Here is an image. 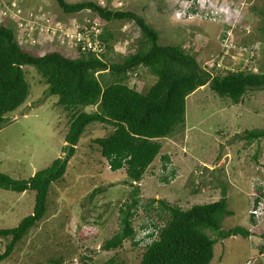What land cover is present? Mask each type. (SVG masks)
Masks as SVG:
<instances>
[{
  "label": "rangeland",
  "instance_id": "374dc122",
  "mask_svg": "<svg viewBox=\"0 0 264 264\" xmlns=\"http://www.w3.org/2000/svg\"><path fill=\"white\" fill-rule=\"evenodd\" d=\"M3 1L11 4L14 1L17 15L8 20L0 8V24L11 26L19 43L38 53L57 49L76 56L79 40L72 34L71 26L90 20L100 21L101 37L107 43L104 51L107 63L121 61L128 53L149 45L147 38L133 33L130 21L108 22L103 27L98 12L90 9L65 12L56 0H0V6ZM95 1L111 9L138 13L159 30V43H182L187 52L196 55L200 67H215L220 61L225 66L220 69L216 66V72L222 68L264 71V0H197L206 7H217L219 15L213 20H189L182 16L186 6L196 5V0ZM38 8L46 16L40 17ZM223 12H236L242 18L234 22ZM19 20L23 27L18 26ZM45 22L59 31L50 35L42 29ZM229 28L230 41L252 49V57L244 54L229 61L235 48L220 57V39ZM91 31L98 36L100 28ZM22 70L28 85L26 99L7 113L12 122L0 130V172L15 179L28 178L60 158L66 151L64 146L68 144L64 139L74 117L95 108L92 101L62 105L56 96L49 95L43 103L21 115L20 111L42 97L47 87L45 76L36 67L24 65ZM137 72L130 77V85L146 88L156 80L146 68L140 67ZM180 114H184L183 126L168 137L157 139L161 145L159 152L138 182L144 203L152 200L150 206L156 209L136 210L132 218L134 238L125 239L116 249L101 248L120 230L119 205L127 198L133 181L125 171L127 161L117 170H112L103 156L102 162L100 148L93 139L108 137L114 127L95 123L79 138L66 162L64 175L50 183L41 220L24 233L0 264H41L50 259L60 261L58 264H104L110 257L117 264H139L145 245L158 238L157 230L164 226L167 217L156 200L165 199L187 209L196 203L219 200L221 186L226 188L227 210L221 215L222 230L240 225L251 234L247 238L236 235L218 240L210 264H264V214L258 210L254 212L256 215L251 213L254 222L249 217L254 197L264 194V136L246 137V131H264V87L247 91L241 103L233 104L206 84L186 95ZM164 154L170 160L166 170L160 159ZM173 170L175 175L171 177ZM99 186L105 190L90 202L91 190ZM261 198L264 200V195ZM34 200L32 190L15 192L0 188V230L15 227L31 214ZM143 223L148 226L142 227ZM152 231L154 234L148 237ZM11 238L0 236V255ZM135 241L137 246L133 245ZM84 254L87 258L81 259Z\"/></svg>",
  "mask_w": 264,
  "mask_h": 264
},
{
  "label": "trees",
  "instance_id": "16d2710c",
  "mask_svg": "<svg viewBox=\"0 0 264 264\" xmlns=\"http://www.w3.org/2000/svg\"><path fill=\"white\" fill-rule=\"evenodd\" d=\"M56 1L65 12L90 9L98 12L107 22L130 21L133 33L138 32L147 38L149 45L146 49L128 53L121 61L107 63L105 54L97 58L80 51L72 57L57 49L38 53L24 48L14 30L0 24V130L12 122L7 113L15 110L26 99L28 85L22 70L24 65L36 67L45 76L47 87L42 97L20 111L21 115L43 103L49 95L56 96L57 102L62 105H84L91 101L95 104L90 112H79L74 117L64 139L71 145L70 155L65 161L62 162V156L55 158L49 167L25 179H15L0 172V188L15 192L32 190L35 193L32 213L23 217L15 227L0 230V236H12L0 260L7 257L24 233L43 217L49 185L64 175L66 162L74 153L75 145L86 126L100 123L114 127L111 135L95 137L93 141L101 147V155L112 170L121 168L123 161H127L125 171L133 181L129 184L131 189L127 198L119 205L120 230L101 246L104 250L116 249L125 239L134 238L132 218L136 210L141 207L150 211L156 209L150 206L154 201L144 203L138 182L159 152L161 145L157 139L168 137L174 129L183 126L184 114L179 113L184 109L186 95L208 84L210 90L219 97L229 98L233 104H239L247 91L264 87V71L243 68L215 72L213 67H200L196 55L187 52L182 43H159V30L132 10L111 9L95 0ZM7 5L12 4L8 1ZM157 8L162 12L160 7ZM140 67L146 68L156 77L146 88L129 84L130 77L137 74ZM246 132L248 139L264 136L262 129ZM160 159L163 170H166L170 162L168 155H161ZM174 175L173 170L171 177ZM165 181L169 182L167 178ZM104 190L103 186L92 189L90 202ZM263 195H256L253 203L264 214ZM155 202L161 211L167 213V217L164 226L157 230L158 238L145 245L139 264H210L213 246L218 240L236 235L247 238L251 234L240 225L222 230L221 215L227 211L225 186H221L219 200L196 203L187 209L170 204L165 199ZM252 216L249 215L254 222ZM147 226L145 223L142 225ZM153 234L154 231L147 236ZM135 244L137 241L133 242L137 246ZM80 258L87 256L80 255ZM89 259L93 261L91 256ZM53 263L58 264L60 261L50 259L41 264ZM104 264L117 263L110 257Z\"/></svg>",
  "mask_w": 264,
  "mask_h": 264
},
{
  "label": "built area",
  "instance_id": "2783aa9c",
  "mask_svg": "<svg viewBox=\"0 0 264 264\" xmlns=\"http://www.w3.org/2000/svg\"><path fill=\"white\" fill-rule=\"evenodd\" d=\"M196 5H192V4H188L185 8V12L182 14V16H185V18L189 19V20H207V19H215L217 17V15H219V11H217V7H206L204 3L202 2H198L197 0L195 1ZM222 10V9H221ZM37 14L40 17L46 16L45 13L43 12V10H41V8L37 9ZM223 15L228 18L233 20L234 22H238V19L242 18V15L240 16L238 13L236 12H223ZM33 15L30 14V17H32ZM100 22V21H98ZM96 21H87L85 24H82V22L76 24V25H72V34L75 35L77 37V39L79 40V48H78V53L80 51L86 52V54L88 55H95L98 58H100L101 54H104L105 51V47L104 45H106V41L101 37V27L99 25V23ZM29 23H27L26 25H28ZM102 24V22H101ZM42 29L44 31H46L47 33H49L50 35H54L56 31H59L57 29H55L54 27H52L48 22H45L43 24H41ZM20 27H23V24L20 23ZM96 27L100 28L99 34L98 36L93 35V32L91 31L92 29H96ZM42 31H40L41 33ZM231 29L229 28L228 30H226L225 32L223 31V35L221 36V41H222V48L220 51V57L224 58L223 54H228V50L230 48H235L232 49L231 53H230V59H228L229 61H233L236 59V57H240L244 54H250V57H252L253 53H252V49H249L248 47H246L245 45H236L235 43H232L230 40L231 36ZM36 36H37V31H36ZM57 36L59 37V33L57 34ZM38 38V36H37ZM86 43H88L89 45H87ZM69 45V44H68ZM216 66L220 69L222 66H225L224 63H221L220 61H218V63L212 66H208L207 67H213L214 70L216 69ZM227 69H231V68H222L221 71H225ZM232 70H236V69H232ZM240 70V69H239ZM216 72V71H215ZM254 205V203H253ZM251 207L250 209V214H255L254 212H256L255 210H258L255 207ZM255 208V209H252ZM260 212V210H258ZM153 222V221H151ZM151 229V227L149 228ZM148 229V230H149ZM145 244V243H144ZM143 244V246H144Z\"/></svg>",
  "mask_w": 264,
  "mask_h": 264
},
{
  "label": "clouds",
  "instance_id": "9594fccd",
  "mask_svg": "<svg viewBox=\"0 0 264 264\" xmlns=\"http://www.w3.org/2000/svg\"><path fill=\"white\" fill-rule=\"evenodd\" d=\"M14 7V1L12 2V5L11 7L7 5V2H2L0 8L2 9V12H3V15H5V17L8 19V20H14V17L17 15V13L15 12V10L13 9ZM101 18V17H100ZM102 19V18H101ZM103 20V23L101 26H106V24L108 23L107 21H105L104 19ZM150 21V19H148ZM91 21V20H90ZM119 21H126V20H119ZM151 22V21H150ZM20 20L18 21V26L20 27ZM11 27V26H10ZM12 28V27H11ZM13 29V28H12ZM14 30V29H13ZM98 58V57H97ZM87 127V126H86ZM85 127V128H86ZM84 128V129H85ZM83 132V131H82ZM82 134V133H81ZM81 136V135H80ZM79 136V138H80ZM94 140V139H93ZM77 145V144H76ZM75 145V146H76Z\"/></svg>",
  "mask_w": 264,
  "mask_h": 264
},
{
  "label": "water",
  "instance_id": "95a60500",
  "mask_svg": "<svg viewBox=\"0 0 264 264\" xmlns=\"http://www.w3.org/2000/svg\"><path fill=\"white\" fill-rule=\"evenodd\" d=\"M71 145L68 144L65 153L62 155V161H64L70 153Z\"/></svg>",
  "mask_w": 264,
  "mask_h": 264
},
{
  "label": "crops",
  "instance_id": "0c3cea01",
  "mask_svg": "<svg viewBox=\"0 0 264 264\" xmlns=\"http://www.w3.org/2000/svg\"><path fill=\"white\" fill-rule=\"evenodd\" d=\"M88 128H89V125L84 129V131L82 132L80 138H81L82 135L84 134L85 130L88 129ZM110 129H111V127L108 128V130H110ZM112 133H113V132H112ZM112 133H110V134H112ZM94 144H96V143H94ZM96 145H98V144H96ZM98 146H99V145H98ZM99 148H100V154H99V155H101V147L99 146ZM101 160H102V162L104 163V159L102 158V155H101Z\"/></svg>",
  "mask_w": 264,
  "mask_h": 264
},
{
  "label": "bare ground",
  "instance_id": "6f19581e",
  "mask_svg": "<svg viewBox=\"0 0 264 264\" xmlns=\"http://www.w3.org/2000/svg\"><path fill=\"white\" fill-rule=\"evenodd\" d=\"M175 15H176V14H175ZM175 15H174V16H175ZM87 130H88V129L85 130L84 134L86 133Z\"/></svg>",
  "mask_w": 264,
  "mask_h": 264
}]
</instances>
